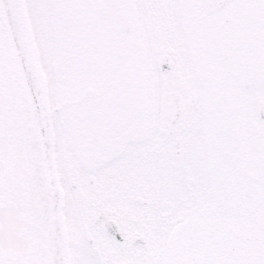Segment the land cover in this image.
<instances>
[{"label": "snow or ice", "instance_id": "6c2138e0", "mask_svg": "<svg viewBox=\"0 0 264 264\" xmlns=\"http://www.w3.org/2000/svg\"><path fill=\"white\" fill-rule=\"evenodd\" d=\"M0 264H264V0H0Z\"/></svg>", "mask_w": 264, "mask_h": 264}]
</instances>
